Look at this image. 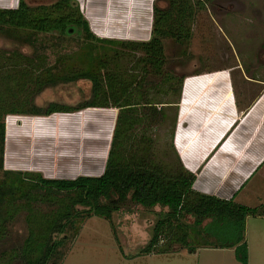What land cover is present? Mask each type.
I'll list each match as a JSON object with an SVG mask.
<instances>
[{
  "label": "trees",
  "instance_id": "trees-1",
  "mask_svg": "<svg viewBox=\"0 0 264 264\" xmlns=\"http://www.w3.org/2000/svg\"><path fill=\"white\" fill-rule=\"evenodd\" d=\"M166 1V7L155 3L152 37L144 42H119L97 37L79 3L73 0H55L38 7L20 0L16 8H0V35L14 44V49L0 50V60H9L12 69L0 71V172L3 173L0 177V237L5 224L21 209L28 212L29 223V235L24 242L4 254L8 261L17 258L22 264H59L64 256L61 249L70 230L74 231L72 236L75 237L79 226L93 216L112 221L115 213L133 212L135 206H142L158 217L140 254L175 253L185 248L193 252L198 246L234 248L237 259L248 264L246 221L250 216H264V206L260 210L233 198L223 199L196 191L193 188L196 175L183 166L177 153H174L177 165L172 169H166L154 160L145 133L130 136L140 124L145 125L147 119L152 121L157 114L164 118V112L161 108H155L151 113L141 112L146 108L140 106L149 107L153 102L146 100L144 93L140 98H134L137 95L134 92L139 89L134 80L126 81L119 73H101L107 65L94 52L97 48L107 50L109 45L130 46L133 50L143 51L139 64L144 68L151 65L160 72L165 63L164 41L171 38L177 44L189 42L190 22L195 15L192 0ZM196 4L201 6L202 3ZM56 33L54 46L58 48L65 39L79 41L78 37H82L81 48L85 50L82 55L91 60L85 70L65 76L56 73L52 67L41 72L44 68L34 63L38 57L41 59L38 54L41 35ZM27 46L33 50L31 57L24 50ZM96 59L101 62L94 70L91 68ZM184 77L179 79L178 94ZM80 80L91 82V94L79 105L53 103L41 107L37 104L36 97L47 88L64 81ZM33 82L38 85L36 90L29 88ZM87 107L118 109L102 175L57 179L5 168L8 116L50 115ZM46 202L54 203L55 207L43 212L34 206Z\"/></svg>",
  "mask_w": 264,
  "mask_h": 264
},
{
  "label": "rangeland",
  "instance_id": "rangeland-1",
  "mask_svg": "<svg viewBox=\"0 0 264 264\" xmlns=\"http://www.w3.org/2000/svg\"><path fill=\"white\" fill-rule=\"evenodd\" d=\"M17 1L0 0V7L16 5ZM25 1L32 7H38L43 4H52L55 0ZM144 1L148 5L151 2V0ZM192 1L195 4V15L190 22L191 38L183 45L177 44L171 38L164 41L165 63L160 72L151 65L144 68L143 64H139L138 59L144 53L139 49L133 50L130 46L109 45L107 50L97 48L94 51L95 55H99L107 65L101 73L108 75L113 72L119 73L126 81L134 80L136 88L139 87L134 92L137 93L134 98L142 96L141 93H144L145 99L153 102L149 107L140 106L141 109L146 108V110H140L141 112L151 113L155 108H161L164 112V118L157 114L155 119L149 121L148 117L149 119L144 121L146 124H140L130 137L139 136V133L143 134L144 132V138L150 143L149 150L152 158L166 169H172L177 165L171 148V134L178 102V82L182 76L193 75L204 69L230 68L233 70L236 89L243 103L248 102L264 90V0ZM198 1L202 3L201 6L196 4ZM157 2L161 7L168 6L166 0H157ZM123 3L126 6L135 7L138 0H130V2L123 0ZM79 5L82 12L84 8L86 11L88 10V0H81ZM56 38L57 33L41 35L40 42L42 44H39L43 47L38 45L40 48L38 54L41 59L38 57L34 63L44 69L35 72L38 73L41 70L44 73L46 69L52 67L56 73L65 76L72 72L85 70L91 60L82 55L85 51L81 48L82 37H78L79 41L76 39L63 40L61 48L54 46ZM74 38H77V35H74ZM13 45L10 39L0 35V50L14 49ZM24 50L28 56L33 52L30 46L25 47ZM100 62L96 59V62L93 63L94 67L91 66V69L97 70ZM8 64L9 60L1 59L0 71L11 69ZM170 76L175 78L169 81L166 78ZM114 81L116 82V80ZM79 84L80 87L76 82L58 83L57 86L49 87L40 93L36 97V102L41 107H48L53 103L79 105L88 98L83 95V91L89 90L90 83L83 81ZM29 88L36 90L38 85L33 82L30 83ZM158 101L165 104L158 103ZM167 102L170 104L168 105ZM22 118L8 116L9 130L15 127ZM58 118H60L59 115L48 118L47 120H50L51 123L49 122V125L46 120L43 123V128L40 127L42 132H45L49 126L54 131L57 128L54 121H57ZM27 120L30 119H26L24 122ZM90 138L86 136L74 139H77L81 146ZM54 141L55 138L51 140V142ZM39 142L37 138L35 144ZM99 142L96 150L102 153L104 149L102 140ZM62 144L65 143L60 141L58 147H62ZM126 146L129 148L128 145ZM39 149L40 147H37L36 155L34 158L31 157L32 159L27 154V158L30 161L34 160L35 164L44 161L39 160L42 156V153L38 152ZM80 162L86 164L83 160ZM81 164L79 163V165ZM7 166H9L8 163ZM2 175L3 173L0 172V177ZM236 202L263 210L264 165L245 185ZM34 206L43 212H48L55 207V204L46 202L37 203ZM27 214L26 210L21 209L19 212H15L12 219L5 224L3 235L0 237V264H22L17 258L8 261V257H4V254L19 247L29 235ZM157 217V214L142 206H135L133 212L115 213L112 221L93 216L79 226L78 234L75 237L72 236L74 231H69V237L61 249L64 256L59 264H243L237 259L234 248L198 246L194 252L185 248L175 253L140 254V250L151 235ZM247 221L248 264H264V216H250ZM195 244H197L196 241Z\"/></svg>",
  "mask_w": 264,
  "mask_h": 264
},
{
  "label": "crops",
  "instance_id": "crops-1",
  "mask_svg": "<svg viewBox=\"0 0 264 264\" xmlns=\"http://www.w3.org/2000/svg\"><path fill=\"white\" fill-rule=\"evenodd\" d=\"M17 2L0 8H16L20 0ZM156 2L151 0L148 5L138 0L135 7H129L123 0H88V10L84 8L83 14L101 39L144 42L152 37ZM232 71L204 69L184 77L171 145L183 166L196 175V191L238 201L242 189L264 165V90L243 103ZM83 81L87 80L76 82L78 87ZM88 82L90 88L83 91L85 97L91 94ZM55 115L60 117L54 121L57 128L53 131L49 126L42 132L43 123ZM117 115L118 109L114 107H87L40 116L11 115L23 118L11 130L7 122L5 168L57 179L102 175ZM26 119L30 120L24 122ZM86 136L91 138L81 146L74 139ZM37 138L40 144H35ZM53 138L55 141L51 142ZM101 140L104 149L99 153L96 146ZM60 141L65 143L62 147H58ZM37 147L43 156L39 160L44 161L35 164L27 154L34 158Z\"/></svg>",
  "mask_w": 264,
  "mask_h": 264
}]
</instances>
